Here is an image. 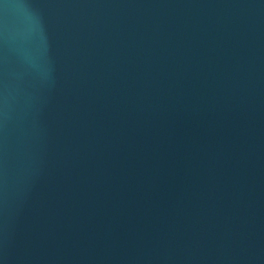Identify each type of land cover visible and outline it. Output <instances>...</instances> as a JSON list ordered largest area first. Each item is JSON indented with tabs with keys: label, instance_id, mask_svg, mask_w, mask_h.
<instances>
[{
	"label": "water",
	"instance_id": "1",
	"mask_svg": "<svg viewBox=\"0 0 264 264\" xmlns=\"http://www.w3.org/2000/svg\"><path fill=\"white\" fill-rule=\"evenodd\" d=\"M0 264H264V0H0Z\"/></svg>",
	"mask_w": 264,
	"mask_h": 264
}]
</instances>
